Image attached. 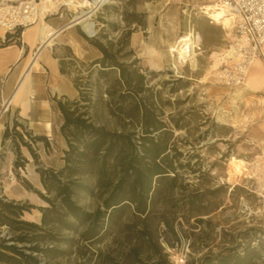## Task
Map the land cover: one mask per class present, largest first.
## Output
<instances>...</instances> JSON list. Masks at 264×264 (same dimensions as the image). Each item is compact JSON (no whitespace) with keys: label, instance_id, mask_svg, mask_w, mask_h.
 <instances>
[{"label":"rangeland","instance_id":"374dc122","mask_svg":"<svg viewBox=\"0 0 264 264\" xmlns=\"http://www.w3.org/2000/svg\"><path fill=\"white\" fill-rule=\"evenodd\" d=\"M207 3L209 0H111L91 16L95 23L94 36L86 34L79 25L73 26L86 38L100 37L107 32L108 38L115 39L122 29L127 28L123 16L130 12L140 14L138 19L142 24H130L133 31L129 46L138 59L137 65L146 75L147 84L158 92L156 106L161 112L160 117L166 122L176 120L181 126L176 129L169 125L173 131L170 142L181 151L178 160L185 166L177 169L176 185L165 201L161 197L155 207V231L151 240H158L161 250L158 253L153 244L151 246V241L148 242V249L138 255L148 263L200 264L206 254H216L235 245L241 250L248 241L259 243L264 251V143L256 138L259 123L264 120L261 99L252 97L242 87L217 84L213 78L214 71L202 79L212 62L210 53L216 50L221 54L232 38L225 34L221 25L212 23L203 13L201 6ZM55 12L52 10L45 16V21L54 27L65 25L76 13L69 6L59 9L61 17ZM105 22L116 24L117 31H112ZM189 30L200 35L195 70L191 69L188 61L174 67L168 51L170 43ZM13 36L11 42L21 44L17 38L20 36L16 33ZM4 43L6 38H0V45ZM147 48L155 50L158 55L148 53ZM77 65L84 70L82 65ZM0 77H3L0 82L1 108L3 97L8 96L12 89H5L6 76ZM237 90L241 91L238 96L235 95ZM54 120L56 117L52 111ZM14 121L22 124L32 135H42L39 124L28 127L18 118L16 107L2 113L0 194L30 205V211L24 212L23 218L40 223V208L48 205L42 196L53 198L54 193L44 190L37 169H58L61 166L63 141L53 135L46 149L41 142L32 143L22 128L16 127L36 157L33 158L20 145V153L26 162L22 167H14L16 152L13 139L8 137L1 146L5 127L11 128ZM99 121L108 129L117 128L114 117L106 109ZM231 156L248 161L252 176L238 177L235 184L228 182L226 170ZM82 180L90 185L94 183L91 176ZM192 197L194 202L188 203ZM76 201L89 211L101 203L97 196L84 192L77 195ZM163 218L173 227L175 234L165 225ZM133 224L131 209L126 208L107 227L102 238L93 244L80 239L72 231L58 229V237L62 238L59 241H52L46 232L47 237L42 239L41 244L53 250L48 257L39 256L41 263L75 264L90 258L89 264H126L128 257L138 264L133 254L129 256L133 234L141 226L137 222L132 227Z\"/></svg>","mask_w":264,"mask_h":264},{"label":"trees","instance_id":"16d2710c","mask_svg":"<svg viewBox=\"0 0 264 264\" xmlns=\"http://www.w3.org/2000/svg\"><path fill=\"white\" fill-rule=\"evenodd\" d=\"M138 17L140 14L136 12L126 13L123 21L127 28L115 39L108 38L107 32L100 37L87 38L100 53L99 57L86 64L73 56L59 60L60 72L71 77L78 95L75 99L50 97L56 117L50 136L32 135L16 121L11 128L5 127L1 146L8 137L13 139L14 167H22L26 162L20 145L36 157L16 127H21L32 143L41 142L46 149L53 135L59 136L63 147L58 169H37L44 190L54 193L53 198L42 196L48 205L40 208V223L23 218L24 212L30 211V205L0 194V264H46L41 263L39 256L48 257L53 249L43 247L42 239L48 232L52 241H59L62 238L58 237V229L72 231L80 239L96 243L126 208L131 209L132 227L137 222L141 225L135 227L129 256L133 254L138 264L161 263H148L138 255L148 249L146 244L150 241L160 253L158 240H151L155 231V207L161 197L164 200L173 190L177 169L185 165L178 160L181 151L170 142L173 131L169 125L176 129L181 126L176 120L166 122L160 117L156 106L158 92L147 84L146 75L137 65L138 59L129 46L133 31L130 24H142ZM105 23L112 31H117L116 24ZM20 32L19 29L16 35ZM5 38L6 43L0 46L10 44L14 36L7 34ZM105 109L114 117L117 128L108 129L99 121ZM90 176L94 178L93 185L82 180ZM80 192L97 196L100 205L92 211L84 209L76 201ZM189 201L193 203V197ZM163 221L175 234L167 220L163 218ZM238 247L206 254L200 264H264V251L259 243L248 241L241 250ZM127 258L126 264H134ZM90 261L89 258L75 264H89Z\"/></svg>","mask_w":264,"mask_h":264},{"label":"bare ground","instance_id":"6f19581e","mask_svg":"<svg viewBox=\"0 0 264 264\" xmlns=\"http://www.w3.org/2000/svg\"><path fill=\"white\" fill-rule=\"evenodd\" d=\"M103 1L104 0H39L37 3V18L34 20L33 24L26 26L24 28L25 31L23 32V38L25 40L30 38H35L37 40V49L22 67L18 80L10 94L3 97L1 101L0 116L10 107H16L17 105L21 106L22 114H26L29 108H31L34 99L30 85V73L33 69L38 68L39 53L45 48L50 47L53 44L56 36L62 30L71 26L79 25L86 34L92 36L95 33V23L91 19V16L96 12L97 9H99V6ZM61 5H66L73 8L76 13L68 23L57 28L45 21V15L52 10H58L59 6ZM201 8L203 13L211 20L212 23L222 26V28L226 31V35L231 36L233 34V15H230V13H228L224 8L216 5L212 0H209V3L204 4L201 6ZM30 29L33 31L31 34L29 33ZM4 33V29L0 27V38L4 37ZM180 37L181 38L174 40L169 45L168 51L173 65L174 67L182 66L186 61H188L191 69L195 70L196 46L199 44L200 35L194 34L189 30ZM8 48H5V50ZM199 48L200 47L197 49ZM146 50L148 53L158 55L153 49L147 48ZM219 54L220 53L216 50H213L210 53L212 62L202 79L206 78L211 73V71H214L217 68L220 61ZM253 64L254 62L251 65ZM153 65L156 68H159L156 63ZM6 71H8V68ZM260 82L261 81L259 79H255V77L251 75L250 70L248 69L245 81L246 88L252 90L254 89L253 85ZM240 92V90H237L235 95L238 96ZM41 123L43 125L45 134L50 136L51 122L49 120H45L41 121ZM2 126L3 124L0 122V131ZM261 126V130H264V122L261 124ZM262 141L264 143V138H262ZM262 156H264V149ZM248 165H250V163L245 159L231 156L227 163L226 180L235 184L238 177H251L252 174L248 169ZM262 185L264 186V178Z\"/></svg>","mask_w":264,"mask_h":264},{"label":"crops","instance_id":"0c3cea01","mask_svg":"<svg viewBox=\"0 0 264 264\" xmlns=\"http://www.w3.org/2000/svg\"><path fill=\"white\" fill-rule=\"evenodd\" d=\"M59 26L61 27V24L57 25V28H59ZM24 31L25 29L21 31L20 37H17L21 44L11 42L6 46H0V75L6 76L3 85L5 89L8 90L13 89L22 67L37 49V40L35 38L25 40L23 38ZM32 32L33 31L30 29L29 33L31 34ZM5 48L8 49L5 50ZM70 56L88 61L98 57V50L73 26L62 30L56 36L53 44L39 53L38 68L33 69L30 73V85L34 98L31 108H29L26 114H22L21 106H16L18 118L22 119L28 127L39 124L42 135H46L41 123V121L45 120L51 122L52 133V107L50 97L75 99L78 95L71 77L62 74L59 70V60L69 59ZM7 68L8 71H6ZM249 70L251 75L261 82L254 84V89L252 90L246 88L244 82L242 89L248 92L252 97L261 99V111L264 113V59L259 58L255 60L254 64L249 67ZM263 122L264 120L259 123L258 134L256 136L258 140L264 138V130H261V124Z\"/></svg>","mask_w":264,"mask_h":264},{"label":"built area","instance_id":"2783aa9c","mask_svg":"<svg viewBox=\"0 0 264 264\" xmlns=\"http://www.w3.org/2000/svg\"><path fill=\"white\" fill-rule=\"evenodd\" d=\"M38 2L39 0H0V27L5 31L1 39L33 24L37 18ZM110 2L111 0H104L99 8ZM214 2L234 16V33L220 54L219 65L213 72V78L220 85L243 87L251 64L259 58L264 59V0ZM61 7L66 5H61L56 10L55 14L59 17L62 16V13L58 12ZM94 35L95 33L92 36ZM2 81L3 77H0V82Z\"/></svg>","mask_w":264,"mask_h":264},{"label":"water","instance_id":"95a60500","mask_svg":"<svg viewBox=\"0 0 264 264\" xmlns=\"http://www.w3.org/2000/svg\"><path fill=\"white\" fill-rule=\"evenodd\" d=\"M81 30H82V28H81ZM83 31V30H82Z\"/></svg>","mask_w":264,"mask_h":264}]
</instances>
